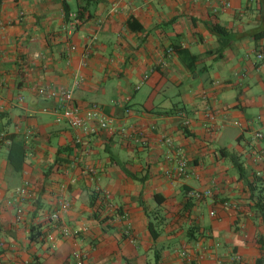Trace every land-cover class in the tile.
<instances>
[{"label":"crops","instance_id":"0c3cea01","mask_svg":"<svg viewBox=\"0 0 264 264\" xmlns=\"http://www.w3.org/2000/svg\"><path fill=\"white\" fill-rule=\"evenodd\" d=\"M79 8L84 22L69 33L67 12ZM70 44L77 50L68 54ZM262 49L264 0H0V139L22 149L16 164L9 141L0 149V264L264 257V221L245 184L264 175ZM40 88L71 89L76 105L98 103L118 127L88 138L56 122L58 101ZM207 111L216 116L209 128ZM25 183L34 195L20 204ZM207 190L183 217L190 193ZM64 200L71 207L57 228L50 215ZM32 226L41 236L31 239ZM190 227L199 241L187 237Z\"/></svg>","mask_w":264,"mask_h":264},{"label":"built area","instance_id":"2783aa9c","mask_svg":"<svg viewBox=\"0 0 264 264\" xmlns=\"http://www.w3.org/2000/svg\"><path fill=\"white\" fill-rule=\"evenodd\" d=\"M223 5L229 8L231 5L229 2H224ZM115 10V7H113ZM82 21L79 20L78 14L75 12H69L67 15V31L69 33H73L80 25ZM77 50V47L73 44H70L67 48V53H72ZM40 54H35L34 58L39 59ZM88 54L85 56L83 60V65L87 64ZM263 55H259V59H262ZM78 84V83H77ZM39 93L43 95L47 99L57 100L58 105L54 109L56 122L67 123L72 129L82 133L84 136L90 138L100 134L101 132H113L118 127V121L116 118L105 114L103 108L98 103H92L87 107H81L76 105L73 98V90L71 89H62L61 91H55L47 88L38 89ZM216 120V116L211 112L207 111L206 113V123L207 127L211 126V122L213 123ZM182 124L186 129H189L191 126V121L187 116H183ZM81 137V136H80ZM262 133H255V138H262ZM77 142L82 143L83 140L79 138ZM163 142L167 144L169 147L173 146V139L169 136H163ZM1 149V146H0ZM256 161L261 160V156L257 155ZM188 169V160L186 158H181L179 160V172L178 175L180 177L187 174ZM92 171V170H91ZM93 172V171H92ZM69 187V182H65L62 184L61 188L63 191L67 190ZM98 192H101V189H98ZM211 191L207 190L204 192H192L189 196L200 199L202 197L211 196ZM34 195V191L29 183H25L22 187H20L16 191V201L20 204L23 203L24 200L31 198ZM109 193L105 192V196H108ZM71 207V203L67 200H64L60 203L59 208L53 211L50 215L51 223L55 226L60 225L61 217L63 213L69 211ZM22 212V210H20ZM214 215V212L211 213ZM60 231L63 236L67 237L71 234L70 230L67 227H60ZM237 260L241 261L242 257L237 256ZM79 264H82L81 262Z\"/></svg>","mask_w":264,"mask_h":264},{"label":"trees","instance_id":"16d2710c","mask_svg":"<svg viewBox=\"0 0 264 264\" xmlns=\"http://www.w3.org/2000/svg\"><path fill=\"white\" fill-rule=\"evenodd\" d=\"M86 8H79V10L75 13L78 14V18L79 20L82 21V23L84 22L86 13H85ZM69 12H67L68 14ZM90 18V16H88ZM216 33L219 34H223L224 33V29L222 27L217 26L215 28ZM260 35H255V39L256 40H260ZM260 53L263 55V58L261 60L264 59V49H262L260 51ZM7 140L10 143V147H9V156L8 159L11 162V164H16L18 161L15 160V158L18 159V155H20L22 149L20 147H18V145L14 142L13 137L8 136L6 137V139H0V146L2 147L4 145V141ZM22 155V153H21ZM22 161V158H21ZM231 161L240 169L242 176L245 177L246 172L244 170V168H242V164L239 162L238 158H236L235 156H231ZM245 184L248 188V192L251 195V200L255 201L256 203V207L255 209L258 210L261 214V217L263 218L264 221V175L261 173L259 175L254 174L253 178L250 180L247 177H245ZM195 197H188L184 203V206L181 210V212L183 213V217L188 218L196 203L194 202ZM205 197H202L200 199H203ZM51 221V220H50ZM154 226L151 224L149 226L151 234L153 236L154 239L158 238V236L160 235V231L156 230L153 228ZM31 232V239H34L36 237L41 236L40 230L38 226H32L30 229ZM188 232H190L191 234H187V237L191 240H195V241H199L200 239V233L198 231L197 228H192L190 227ZM258 243L264 247V235H261L258 237ZM159 256V254H158ZM255 264H264V257L259 258Z\"/></svg>","mask_w":264,"mask_h":264}]
</instances>
